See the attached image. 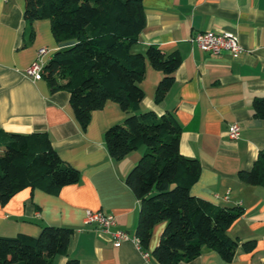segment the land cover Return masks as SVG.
<instances>
[{
	"label": "crops",
	"instance_id": "1",
	"mask_svg": "<svg viewBox=\"0 0 264 264\" xmlns=\"http://www.w3.org/2000/svg\"><path fill=\"white\" fill-rule=\"evenodd\" d=\"M145 25L135 51L149 44L165 52L177 50L181 62L174 82L164 98L155 93L163 71L147 59L141 86L142 109L157 113L172 110L182 126L181 151L201 163L198 179L191 185L194 195L220 205H241L243 212L228 233L240 241L255 239L248 250L239 245L235 257L226 260L214 248L178 264H264V185L239 177V170L252 167L264 149V118L254 114L253 100L264 95V0H142ZM25 0H0V128L30 132L46 130L60 156L80 170V178L57 194L25 187L7 202H0V234L19 232L38 235L46 223L69 225L73 232L68 253L57 254L54 264L68 256L82 264H149L132 238L120 245L97 222H87V210L113 213L111 230L136 234L140 200L127 184L126 176L140 158L144 146L114 159L105 141L106 129L122 121L125 110L113 100L92 112L86 128L76 117L66 89L51 90L47 78L28 76L25 69L35 60L38 48L47 46L46 62L70 41L55 37L51 20L33 21L29 37ZM235 32L242 50L214 54L191 40L198 30ZM238 122L241 133L228 134ZM166 221L157 222L149 245L158 243ZM152 262L158 264L152 255Z\"/></svg>",
	"mask_w": 264,
	"mask_h": 264
},
{
	"label": "trees",
	"instance_id": "2",
	"mask_svg": "<svg viewBox=\"0 0 264 264\" xmlns=\"http://www.w3.org/2000/svg\"><path fill=\"white\" fill-rule=\"evenodd\" d=\"M24 14L29 37L34 35V20L49 18L57 40L70 41L45 63L43 74L51 90L69 91L82 127H87L92 112L107 99L125 110L124 119L106 129L105 141L117 160L144 146L126 182L140 200L136 235L144 247L149 245L154 225L166 221L152 250L157 263L190 260L205 245L226 260L235 257L239 245L252 249L255 239L240 241L228 233L243 212L241 205L216 204L191 192L201 163L181 151L182 126L174 111L141 108L147 59L163 71L157 102L173 84L181 62L177 50L165 52L155 44L145 51L134 50L145 25L142 0H25ZM253 108L256 116L264 118V95L254 98ZM238 174L246 182L264 185V149L252 167ZM80 175L78 168L60 156L48 131L0 128V202L28 186L57 194ZM72 232L69 225L46 223L35 236L0 234V264H54L57 254L68 253ZM61 264L82 263L68 256Z\"/></svg>",
	"mask_w": 264,
	"mask_h": 264
},
{
	"label": "built area",
	"instance_id": "3",
	"mask_svg": "<svg viewBox=\"0 0 264 264\" xmlns=\"http://www.w3.org/2000/svg\"><path fill=\"white\" fill-rule=\"evenodd\" d=\"M191 40L195 42L200 48L208 50L214 54H220L224 51H228L234 55L238 54L242 50V45L239 41L238 35L230 30H198L191 36ZM49 50L47 46H41L38 48L37 56L35 60L25 69L28 76L33 78H41L43 76V70L46 63L45 53ZM241 133L240 124L236 121L230 123L228 128V134L230 137L236 138ZM87 222H97L104 232H109L116 245H120L125 239L132 238L137 248L141 251L144 259L149 264L152 262L151 251L146 249L138 235L131 236L124 230H111V226L116 223V216L113 213L105 212L101 209L87 210L86 215Z\"/></svg>",
	"mask_w": 264,
	"mask_h": 264
}]
</instances>
